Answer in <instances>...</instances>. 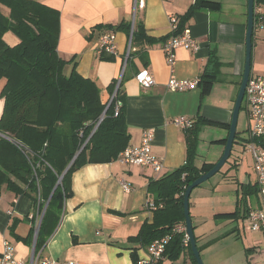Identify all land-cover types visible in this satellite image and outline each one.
Returning <instances> with one entry per match:
<instances>
[{
    "label": "crops",
    "instance_id": "obj_1",
    "mask_svg": "<svg viewBox=\"0 0 264 264\" xmlns=\"http://www.w3.org/2000/svg\"><path fill=\"white\" fill-rule=\"evenodd\" d=\"M33 1L59 13L57 53L61 59L73 61L80 76L96 83L103 104H108L116 93L125 72L126 78L120 92L130 135L128 147L139 145L142 133L153 130L152 154L162 162L163 167L157 173L150 167L122 165L114 160L79 168L70 178L72 195L64 203L60 221L38 253L35 252L38 231L35 233L34 230L38 210L32 198L26 193L16 194L6 186L1 187L0 256L5 240L13 246L16 259L24 264H29L33 255L37 259L36 264L43 259L58 263L136 264L148 256L149 246H143L136 238L142 225L150 224L153 220L154 212L146 207V203L153 199L148 190L149 184L170 174L185 162L186 132L177 128L173 120L176 117L190 118L194 122L198 118L204 119L212 124L203 127L221 130L220 140H224L223 132H228L226 126L231 122L245 64L247 20L245 22L241 11L233 12L221 4L219 9L197 10L185 23L184 30H189L200 48L196 53L176 49L174 64L170 65L163 52L164 41L161 40L171 35L169 18L182 17L195 0ZM139 4L143 8H137ZM135 21L141 22L146 35L156 42L132 48V56L122 72V57L128 48L129 36L123 31L101 30ZM255 30L264 31V23L256 22ZM107 32L114 33L116 37L118 58L114 60L105 58L107 55H100L96 50L101 33ZM252 51L251 73L264 78V48L254 43ZM211 52H214L222 67L217 82L208 94L202 95L199 86L182 93L167 89L166 84L172 77L177 80H199ZM71 66L66 67V73L70 72ZM142 70H146L154 79L155 84L149 89L142 88L135 80V75ZM112 84L115 87L111 91ZM2 86L3 81L0 80V92ZM3 109L4 100L0 97V119ZM245 115L247 119L246 111ZM230 166L237 167V159ZM122 182L129 186V192L122 189ZM237 182H240L239 177ZM250 184L249 179L236 183L235 204L229 212L219 211L213 205L206 206L211 201L210 197L203 199L204 204L199 201L197 197L202 194L200 189H196L193 204L189 198L190 217L200 253L219 240L233 236L241 241L242 248L249 255L245 264H262L264 234L246 233L247 214L258 205L257 193L254 196L248 194ZM22 189L26 190L25 187ZM252 197L256 203L252 202ZM198 204H203L202 212L207 209L210 212L204 220L200 217ZM237 209L239 214L233 220L217 218ZM202 221H208L209 233L201 228ZM231 223L235 226L226 230ZM161 264H191V260L184 252L176 261L163 260Z\"/></svg>",
    "mask_w": 264,
    "mask_h": 264
},
{
    "label": "trees",
    "instance_id": "obj_2",
    "mask_svg": "<svg viewBox=\"0 0 264 264\" xmlns=\"http://www.w3.org/2000/svg\"><path fill=\"white\" fill-rule=\"evenodd\" d=\"M255 1L264 5V0ZM201 8L219 9L220 3L195 0L188 12L178 19L176 34L183 32L185 23ZM104 30L123 31L130 36L131 24L121 23L101 31ZM9 32L18 39L14 46H8L4 40ZM58 39L59 13L56 10L33 0H0V80L3 81L0 97L4 100L0 119V188L6 186L16 194L30 195L38 213L49 199L36 237V253L58 225L64 203L72 195L69 185L72 174L87 164L116 160L130 140L120 92L125 72L106 109L107 103L101 102L96 83L80 76L73 61L59 57ZM155 42L146 35L142 23L135 21L131 48ZM131 56L132 51L127 64ZM105 58L114 60L110 56ZM69 64L71 70L66 73ZM221 67L211 52L198 82L202 95L208 94L217 82ZM114 87L112 84L111 91ZM117 103L120 107L115 113ZM211 124L198 118L185 134L184 164L149 184L151 201L157 209L153 211L152 223L142 225L136 240L149 246L170 236L158 264L163 260L176 261L184 252L191 264H196L189 242L185 246L184 235L173 230L185 226L183 197L186 188L214 167L206 163L198 167L195 163L198 133L204 125ZM226 129L229 130V125ZM237 136L238 133L235 140ZM217 143L225 145L226 139ZM23 187L26 190L23 191ZM248 188V194L256 195V185ZM238 214L237 209L217 218L233 220Z\"/></svg>",
    "mask_w": 264,
    "mask_h": 264
},
{
    "label": "built area",
    "instance_id": "obj_3",
    "mask_svg": "<svg viewBox=\"0 0 264 264\" xmlns=\"http://www.w3.org/2000/svg\"><path fill=\"white\" fill-rule=\"evenodd\" d=\"M135 8V7H134ZM137 8H143L139 4ZM254 19L255 23H264V9L261 4H256L254 0ZM171 35L163 43V52L168 64H174V51L182 48L190 53H196L199 48V42L194 39L188 29L183 30L182 33L176 34L178 19L176 17L169 18ZM134 28V22L131 24V31L128 41V48L122 57V72L129 58L131 48V36ZM115 34L107 32L100 35L97 45V53L100 55H107L113 58H118L117 47L115 42ZM135 80L144 89H149L155 82L152 76L146 71H139L135 75ZM199 80H177L172 77L166 84L170 92L182 93L192 91L198 88ZM119 84V83H118ZM117 88V87H116ZM115 95V94H114ZM114 95L110 98L112 101ZM243 108L246 111L248 119V127L246 130V137L243 141V151L251 158V164L256 179V189L258 197V205L251 209L246 217L247 230L251 233L264 234V78L260 76L250 75L243 98ZM119 103L115 106V113H118ZM194 121L186 117H176L173 124L182 131H188L193 128ZM154 139L153 130H145L142 133L141 140L137 146H129L121 152L117 161L122 165H133L139 167H150L155 172L159 173L162 170V162L152 154V142ZM122 189L129 192L130 188L124 182L121 183ZM1 194V193H0ZM149 211L153 212L157 209L152 201L146 203ZM43 213L37 212L34 218V230L37 233ZM174 233H182L184 235L183 244L188 245V237L185 232V227H176ZM170 239V236L163 237L152 242L148 247V256L146 259L138 261L136 264H158L162 259L165 247ZM3 252L0 256V264H24L15 257L13 246L3 241ZM37 259L35 255L32 256L29 264H36ZM40 264H77L75 262L58 263L51 259H43Z\"/></svg>",
    "mask_w": 264,
    "mask_h": 264
},
{
    "label": "rangeland",
    "instance_id": "obj_4",
    "mask_svg": "<svg viewBox=\"0 0 264 264\" xmlns=\"http://www.w3.org/2000/svg\"><path fill=\"white\" fill-rule=\"evenodd\" d=\"M214 2H219L224 8H228L235 11H241L243 14V18L246 22L247 20V0H211ZM258 31V32H256ZM4 40L8 46H14L18 43V39L12 34L7 33L4 37ZM259 45L264 48V31L255 30L253 36V44ZM253 55V51H252ZM247 128V119L245 115L244 109L240 111L237 123V139L234 141L231 156L228 159L227 163L221 168V170L215 174L212 178L204 182L201 186L194 189H200L202 191L201 196L197 197L199 201L203 204L205 200L204 198L210 197L209 205H213L217 210L223 212H229L233 210V204H235V188L236 183H242L245 179H249L251 184L250 186H255V176L251 164V159L248 154L243 151V141L246 137ZM221 130L214 127H202L198 133V142L196 147V165L200 166L203 163H217L220 157L223 154L225 145L217 143L220 140ZM224 139L227 138L228 132H223ZM237 159L238 166L231 167L230 163ZM214 163V164H215ZM236 177V179H235ZM237 177H239L240 182H237ZM193 191V192H194ZM196 192H192V196H190L191 203L195 201V197L197 195ZM254 196V195H253ZM252 202L256 203V199L252 197ZM190 204V201H189ZM198 204L200 217L202 220L206 219L207 215L210 212L204 210L202 212L201 205ZM192 210L193 206H192ZM190 211V210H189ZM209 211V210H208ZM223 220V219H222ZM230 221V220H229ZM208 223V221L206 222ZM203 223L200 225L201 228L209 233L210 225ZM226 230H230L235 225L233 223L229 224ZM194 228V227H193ZM241 230V228H240ZM241 233H243L241 231ZM246 233H249L246 232ZM239 241V242H237ZM248 254H246L245 250L241 246V241L235 239L233 236L230 238H224L223 240H219L218 242L211 245L207 250L200 253V258L203 264H245ZM251 259L250 257H248ZM264 260L262 261L263 264Z\"/></svg>",
    "mask_w": 264,
    "mask_h": 264
},
{
    "label": "water",
    "instance_id": "obj_5",
    "mask_svg": "<svg viewBox=\"0 0 264 264\" xmlns=\"http://www.w3.org/2000/svg\"><path fill=\"white\" fill-rule=\"evenodd\" d=\"M254 28H255L254 0H247V23H246V34H245V64H244V69H243V74H242V80H241L240 87H239L236 100L234 103V107L232 110L231 122L229 124V130H228V136L226 138L225 148H224L223 154L220 157V159L217 161V163L214 164V167L209 172L201 175L197 180H195L192 184H190L186 188L184 197H183V215L185 219V232L187 234L188 241H189L193 256L195 258L196 264H203V262L200 258V252L198 251L196 239H195L194 232H193V226H192V221H191L190 211H189V198L195 188L201 186L204 182H206L207 180L212 178L215 174H217L221 170V168L226 164L228 159L230 158L232 148L234 145V141H235V136L237 133L238 117H239V113H240L243 98H244L245 88H246L248 79L251 75L252 47H253L252 38H253ZM109 104L110 103L107 104L106 109L108 108ZM75 158L76 156L70 162V164L64 171L63 175L70 168ZM62 176L57 181L56 187L60 184ZM48 202H49V199L44 205V208L42 210L43 214L48 206Z\"/></svg>",
    "mask_w": 264,
    "mask_h": 264
},
{
    "label": "bare ground",
    "instance_id": "obj_6",
    "mask_svg": "<svg viewBox=\"0 0 264 264\" xmlns=\"http://www.w3.org/2000/svg\"><path fill=\"white\" fill-rule=\"evenodd\" d=\"M186 248V247H185Z\"/></svg>",
    "mask_w": 264,
    "mask_h": 264
}]
</instances>
